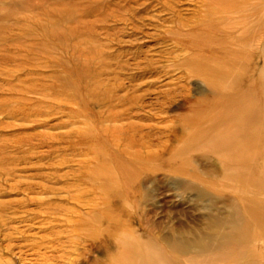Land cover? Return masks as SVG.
<instances>
[{"label":"rangeland","instance_id":"obj_1","mask_svg":"<svg viewBox=\"0 0 264 264\" xmlns=\"http://www.w3.org/2000/svg\"><path fill=\"white\" fill-rule=\"evenodd\" d=\"M227 2L237 9L209 0H0V264H100L110 218L128 227L116 231L127 240L202 241L204 252L186 254L194 264H264V238L238 258L229 252L250 216L225 187L218 162L227 156L193 141L189 123L212 94L192 69L197 45L217 58L245 54L259 83L233 122L258 116L243 127L245 145L258 149L226 174L246 171L264 189V0ZM206 25L218 30L215 42L198 37ZM77 63L91 69L79 94L63 83ZM112 153L132 171L129 184L102 158ZM101 168L120 198L104 200L98 187L107 182L89 178ZM155 250L152 264H170Z\"/></svg>","mask_w":264,"mask_h":264},{"label":"bare ground","instance_id":"obj_2","mask_svg":"<svg viewBox=\"0 0 264 264\" xmlns=\"http://www.w3.org/2000/svg\"><path fill=\"white\" fill-rule=\"evenodd\" d=\"M209 3L212 6L227 8L229 9L228 11H233L235 10V8L237 9V5H234L233 2V5H229L227 0H209ZM56 25L54 27L57 28L58 25ZM207 26L208 25H206V27ZM217 31L218 30L215 28V26L214 28L213 26H210L205 29L201 28L200 30H198L197 35L200 40H206L208 43L213 41L215 42V40H218L220 38H218L217 36ZM45 32L47 37L51 36L59 38V35H56L51 31L49 32L48 30H45ZM192 45L194 47V44H191V46ZM197 46L198 49L196 50H199L201 56L199 57V59L197 57V61L192 60L194 62L192 63V69L196 74L201 76L202 79H205L207 85L211 88L212 94L211 99L202 98L194 105L193 118L189 121V123L196 128V134L192 136V139L199 144H202L205 141H210L212 144H214V152H223L227 156L226 161L218 162V166L220 167L221 171L225 173V187L227 188V191H230L232 195L235 196L234 198H237L242 202L243 205H245L244 208L247 207L248 214L250 216V220L248 221H250L251 223L246 221L245 224H247L248 222L249 226H247V228H244V230H241L242 236L240 239L237 238L238 243L233 244L234 241H231V243H229L228 245L230 246L228 247L229 252L233 253L232 255L238 258L239 256L243 255L247 243L251 242L252 240H261L264 238V201H260L258 198L260 195L262 196L264 194V189L259 187L258 179L256 177L252 178L246 171H242L240 173L236 172L233 177H230L226 174L230 169H233L238 165H242L244 163L245 156L248 153L256 151L258 149V144L254 146H252L251 144L245 145L244 140L247 138V133L243 131L244 125L246 123L247 125L253 123L257 120L258 116L255 117V113H251L249 115V118L247 117L244 122L238 125L234 124L233 119L243 112L250 110L247 109L245 105L241 104L242 101L240 100L244 97L246 91H251L259 82L252 80L250 74L251 67L245 54L243 55L240 52L237 53L230 50H222L218 53L219 58H217L214 50L210 49L212 47H209L206 44H200ZM200 54H198L197 56H199ZM65 72L66 79L63 81V83L72 85L77 93L78 91L81 92L82 87L87 88L89 86L90 81L88 79L90 78L89 74L91 72V69L86 64L77 63L73 68H65ZM71 77H74L76 79V82L71 81ZM82 102L85 105L87 104L85 100H83ZM233 131H235L234 140H231L229 142L228 140L226 141V138L229 137H225L224 135ZM208 133H212L211 137H208V135L205 136ZM220 135L224 136L223 140L220 139ZM230 145H236L237 148L234 150H230ZM102 158L113 162L114 165L121 171L122 181L129 184L127 177L132 175V171L125 167L124 162L119 156L112 153V155H110V159H108L104 156V154H102ZM138 162L141 164L140 161ZM89 178L93 180L100 179L102 181H105V183L107 182V186L102 185L98 187V190L102 192L101 194L103 195L104 200L109 201L111 200V198L117 199L121 197L120 194L117 193L118 191L116 192L115 190L111 189V186H108L109 184H112L116 179V177L113 176L111 172H108V170L101 168L97 171H93L92 175ZM229 183H232V185L230 186ZM107 221L106 222L108 223V227L106 231L108 232V235L104 239L99 241V243L97 242L98 245L96 247L101 257V260H99L100 264H152L151 255H153V250H155L154 247L157 250H155L157 253L155 255L158 261L169 262L170 264H194L195 262L191 259H188L186 256L189 253H193L192 251L204 252V250L202 251V248L205 247V245L203 244L202 246L203 242H200L198 240H195L192 243H185L181 241V243H179V247L177 240L166 241L162 237L153 238V241H150V237H147L149 242H143L140 239H135L136 237L132 240L123 239L117 236L116 231L127 229L128 227L116 221V219L114 218H110ZM250 224L252 225L250 226ZM253 225L259 227L260 230L253 231ZM235 230L239 231L236 227ZM126 236L129 238L130 235L128 236L127 234ZM215 239L218 240L220 238L216 237ZM197 262L199 263V260ZM215 262L216 261L213 260H205V263H203L215 264ZM244 262H246V260L241 261L237 259L235 260V262H231L229 264H246Z\"/></svg>","mask_w":264,"mask_h":264}]
</instances>
